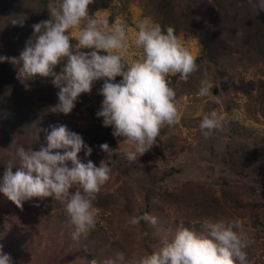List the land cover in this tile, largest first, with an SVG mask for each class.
<instances>
[{"label": "clouds", "instance_id": "obj_1", "mask_svg": "<svg viewBox=\"0 0 264 264\" xmlns=\"http://www.w3.org/2000/svg\"><path fill=\"white\" fill-rule=\"evenodd\" d=\"M94 0H49L51 19L34 24L35 41L29 40L19 57L0 56V63H19L17 79L26 90L37 77L52 78L59 89L58 103L53 113L70 114L81 94H90L97 81H103L99 95L101 109L96 113L103 118V126H111L112 135L122 138L127 147L123 154L128 162L148 152L161 130L174 127L182 116L170 76L179 75L188 80L198 71L197 57L177 35L174 27L166 29L157 22L139 21L134 41L130 40L126 25H109L106 18L89 13ZM255 14L264 11V0H248ZM20 23L23 20H13ZM43 29V31H42ZM77 43H72V35ZM242 37V31L237 32ZM130 45L140 50L138 58L128 62ZM84 49L90 51L85 52ZM63 64L61 71L55 69ZM122 77L116 82V77ZM211 84L202 82L199 95L210 94ZM222 119L213 111L205 114L199 129L205 138L222 127ZM47 146L39 150L25 149L13 141L12 160L0 180L3 193L17 207L33 198L51 197L64 205L74 225L73 239L89 234L97 224L98 194L111 179V167L103 161L97 167L91 160L81 162L78 154H92L81 135L70 132L65 125L53 126L47 135ZM100 149L111 160L121 154L103 143ZM60 150H63L62 152ZM13 167L16 171L13 172ZM38 206V205H37ZM141 221L155 225L156 217L145 213L133 216L126 226L135 227ZM203 232L178 227L171 236H165L158 250L146 255H133L129 264H247V252L253 241L242 231L239 220L205 219ZM125 254L105 264H124ZM0 264H12L9 254L0 245Z\"/></svg>", "mask_w": 264, "mask_h": 264}, {"label": "rangeland", "instance_id": "obj_2", "mask_svg": "<svg viewBox=\"0 0 264 264\" xmlns=\"http://www.w3.org/2000/svg\"><path fill=\"white\" fill-rule=\"evenodd\" d=\"M91 15L106 18L110 26L125 24L133 41L137 23L145 20L151 22L143 17L138 5H123L120 0H113L108 9ZM179 36L194 56L203 57L197 40L185 33ZM72 38L76 40L74 34ZM139 54L140 50L130 45L126 59L130 63ZM231 58L235 63L230 67L225 66L228 77L220 76L214 66L201 58L198 71L188 80L179 78L174 85L171 82L182 112L181 120L174 127L163 128L156 144L143 156L135 162H128L123 154L127 145L122 141L111 147H120V155L114 154L111 160L105 157L99 160L97 167L103 161L112 169L111 179L100 193L118 196V205L98 211L96 227L90 232L93 240L70 243V257L62 258L60 252L66 249L62 242H56L52 236L55 219L67 216L61 202L51 197L43 200L33 198L24 202L21 209L0 193V245L3 252L11 256L12 264H105L106 260L115 259L121 252L126 257L124 264H129L133 255H146L158 250L163 238L171 237L178 227L203 232L205 219L239 220L242 231L253 241L246 249L247 264H264V208L260 195L264 184V166L242 170L231 165L227 156L231 150L237 152L242 148L243 155L254 154L253 162L257 158L264 160V96L258 89L260 83L264 82V57L258 55L257 59H253L252 67L248 59L239 54H231ZM205 81L211 84V90L208 96L201 97L199 89ZM247 82H252L254 89L243 93L240 91L243 90L241 83ZM101 86L95 88L89 103L83 108L78 121L80 126L86 124L89 108L101 107L103 97L98 94ZM213 111L223 124L205 138L199 125L203 116ZM169 143L173 147H169ZM11 160L13 164L18 163L13 156ZM9 161L0 160V180L6 168L4 171L1 169ZM12 170L15 172L17 169L13 167ZM149 173L158 180L153 186L154 192H169L175 205L171 208L163 205L168 220H159L163 214L155 216L157 223L150 227L152 233L148 252L143 239L145 235L139 225H126L143 207V191L149 188L148 181L152 179ZM163 175L165 179L161 181ZM223 192L234 198L233 203L223 200ZM126 196L132 200V215L122 210ZM157 202L154 200V203ZM41 209L51 215L48 221L41 222ZM194 224L200 227L196 230Z\"/></svg>", "mask_w": 264, "mask_h": 264}, {"label": "trees", "instance_id": "obj_3", "mask_svg": "<svg viewBox=\"0 0 264 264\" xmlns=\"http://www.w3.org/2000/svg\"><path fill=\"white\" fill-rule=\"evenodd\" d=\"M112 1L94 0L89 6V13L94 14L108 9ZM120 2L123 5L135 3L139 6L144 18L159 23L164 29L172 26L177 35L185 33L197 40L203 57L199 56L196 63L200 66L201 58L205 59L214 66L220 76H229L225 66L230 67L235 63L231 54H239L248 59L251 67L253 59H257L258 55L264 57V11L255 14L248 0H120ZM48 3L49 0H0V56L18 58L27 42L35 41L38 34L34 33L32 26L51 19L47 8ZM13 20H23V23L22 25L14 24ZM238 30L244 33L242 37L236 35ZM72 43L75 45L77 40L72 38ZM84 51L90 50L84 49ZM19 67V63L15 65L8 62L0 63V160H11L10 154L15 151L14 146H11L13 141L17 145H23L25 149L31 147L33 150H39L42 145L46 147L47 135L50 134L53 126L59 125H65L70 132L81 135L85 144L92 148L90 156H85V151L81 150L78 154L81 162L87 163L91 160L97 166L102 157L109 160L107 154L103 156L105 152L99 146L107 143L111 148L123 140L112 135L111 126H103V118L96 115L101 107L89 108L86 124L84 126L78 124L83 108L89 103L95 88L102 85L103 81L95 82L90 94H81L73 111L65 115L53 113L50 110L59 102L57 96L59 89L52 84V78L37 77L29 82L30 90H26L17 79ZM62 67L63 64L58 65L55 71L59 73ZM179 78L178 74L169 77L173 85ZM120 81L121 77H116V82ZM241 84L243 90L240 91L243 93L254 89L252 82ZM258 89L264 96V82L260 83ZM241 130L246 131L243 128ZM169 144V147H173L172 143ZM243 153L242 148L237 152L231 150L227 154L228 162L242 170H247L249 167L263 168L262 158H257L253 162L254 154L243 155ZM6 167L7 165L1 170L4 171ZM149 176L152 179L148 181L149 188L143 191V207L137 212L136 217L145 213L154 217L157 214H163V218L159 220L166 221L168 214L163 210V205L166 204L171 208L175 205V201L171 199L169 192L156 194L153 186L158 183V180L152 173H149ZM164 177L163 175L160 180L165 179ZM260 195L264 208V184L261 186ZM222 197L229 204L234 201L227 192H223ZM118 200V196L99 193L94 203L98 210L106 211L117 206ZM123 200L122 210L132 215L131 197L126 196ZM154 200L158 202L154 203ZM50 216L41 209V222L48 221ZM185 223L188 225V222ZM138 225L145 235L143 238L145 249L149 252L148 243L152 233L150 227L153 224L141 221ZM194 225L196 230L200 227L198 224ZM51 229L53 238L56 242H62L63 248L66 249L62 251L66 253L60 252L63 259L70 257V251H68L70 243L74 244L80 240L88 243L93 240L90 233L73 239L75 227L65 215L57 217Z\"/></svg>", "mask_w": 264, "mask_h": 264}, {"label": "water", "instance_id": "obj_4", "mask_svg": "<svg viewBox=\"0 0 264 264\" xmlns=\"http://www.w3.org/2000/svg\"><path fill=\"white\" fill-rule=\"evenodd\" d=\"M215 94H216V90L213 91V95H215Z\"/></svg>", "mask_w": 264, "mask_h": 264}]
</instances>
